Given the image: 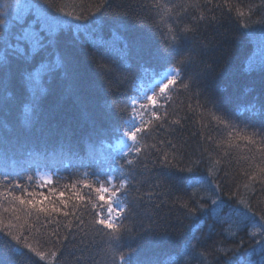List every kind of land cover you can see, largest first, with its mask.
<instances>
[{"label":"trees","instance_id":"16d2710c","mask_svg":"<svg viewBox=\"0 0 264 264\" xmlns=\"http://www.w3.org/2000/svg\"><path fill=\"white\" fill-rule=\"evenodd\" d=\"M55 4L49 13L73 27L58 34L55 47L26 48L37 72L29 86L22 90L17 78L0 91V105L7 102L0 108V264H121V255L136 247L131 236L146 229L150 238L133 261L264 264V235L252 236L262 231L254 225L264 223V0ZM45 7L46 0L20 6L0 0V19L15 31L18 17L31 21ZM92 20L76 32L75 24ZM174 36L185 37L177 63L157 62L152 53L174 46ZM191 48L202 55L184 81L190 87L180 77L168 84L169 70L187 62L181 53ZM66 53L74 67L65 68ZM58 60L55 73L41 68ZM40 123L46 131L70 128L71 142L17 143L22 129ZM46 169L52 182L39 175ZM209 182L225 200L243 201L253 226L229 230L216 215L183 207H195L192 201L208 194Z\"/></svg>","mask_w":264,"mask_h":264},{"label":"snow or ice","instance_id":"6c2138e0","mask_svg":"<svg viewBox=\"0 0 264 264\" xmlns=\"http://www.w3.org/2000/svg\"><path fill=\"white\" fill-rule=\"evenodd\" d=\"M56 8L55 0H46V7L44 11H41L39 8L35 11V19L26 22L23 18H17L19 22V28L13 31L8 27V23L4 19H0V91H7L10 86H13L14 82L19 80V85L23 90L25 86H29L34 75L37 72H34L30 66L31 57H26L25 52L26 48L31 49L33 52L38 51L40 49H44L48 46H57L59 43L58 34L62 33L73 25L70 21L62 19L59 15L50 14L48 10ZM57 11H62V9H57ZM243 16V13H241ZM77 21L82 19H87L83 16L75 17ZM95 21L92 20L86 24H75V30L79 33L81 30H86L91 26V23ZM264 26V25H262ZM243 27H249L248 24H244ZM185 31H188L187 29ZM115 35V34H114ZM116 40H120L121 37L115 36ZM185 37H173L175 41L174 46H169L167 43L164 47L157 49L152 53V56L155 60L163 65L175 64L177 63L176 54L177 50L181 47V41ZM128 44L124 45V48L127 49ZM181 55L184 56L185 61L180 62V67L175 69H170L168 72V76H171V79H168V76L165 79H168V84H175L176 77H180V83L184 88H189L190 84L185 83L186 79L190 78V69L197 63V58L202 55V49L191 48L185 50ZM75 65V59L70 54H65L64 56V66L67 69L68 66ZM61 64L59 60L52 64H42L41 68L46 69L49 73H55L57 68L60 67ZM38 71V70H37ZM261 72H264V65H261ZM67 75V71H66ZM72 79H78V75L75 71L72 72ZM193 82L196 84V87H200V81L202 79L201 73H196L192 78ZM168 85H164L163 88L160 89L161 92H164L165 88ZM33 99L35 100V94H33ZM148 99L153 100L155 102L154 97H148ZM76 101H80V97H76ZM211 103L216 104V100H210ZM108 103V102H106ZM5 104L0 105V108L6 106ZM262 110H264V104L261 105ZM225 113L230 114L227 109H225ZM94 123V122H93ZM46 125L40 123L39 126L29 125L27 128L22 129L16 137V141L20 145H27L29 143L35 142L37 139L43 140L44 142H48L55 137H59L65 143H70L73 133L70 128L65 127L63 129H58L56 125H53L47 131L45 130ZM264 135V129H261L259 133ZM132 138L135 139V134L132 133ZM180 171H184L181 169ZM188 172H193V168H188ZM5 179L7 180V174H5ZM10 182V181H9ZM15 187L19 188L20 185L16 184ZM63 195V193H61ZM46 198V197H45ZM17 200L20 201L21 204L26 203L20 197H16ZM103 200V197H101ZM27 203H32L31 200L27 201ZM195 207H191L189 204L185 203L183 205L184 208L188 210V212H200L205 213L206 215H216L218 219L222 221L224 224L229 225V230L232 224L243 225L242 230H246L249 226H253V221L250 218L249 211L247 208L242 207L243 201H238L235 204L231 202V200H225L219 191V186L213 187L211 182L208 183V194L200 197L197 200L192 201ZM41 211H45V209H40ZM52 211H56L55 208ZM113 209L111 206L108 208L109 216H111ZM223 214V216L221 215ZM261 219H264L262 217ZM100 224L105 225L107 228L112 229L115 225L111 222V220L101 219L99 221ZM255 227H258L261 232H253L252 236L256 235H264V223L257 222ZM150 229H146L144 234L139 236H131L132 239L137 241L136 247L132 248L129 246V251L126 255H121L120 261L121 264H157V261L154 259H146V260H135L131 259L132 256L136 254L138 248L141 247L142 243L150 238ZM11 236L12 240L20 242L21 238L19 236L12 235L11 232L8 233ZM264 245V241L261 242ZM30 247V246H29ZM264 250V247H262Z\"/></svg>","mask_w":264,"mask_h":264},{"label":"rangeland","instance_id":"374dc122","mask_svg":"<svg viewBox=\"0 0 264 264\" xmlns=\"http://www.w3.org/2000/svg\"><path fill=\"white\" fill-rule=\"evenodd\" d=\"M22 1L24 0H11V3L14 6H20ZM40 177L43 181H46V182H51L53 180V175L49 172H42V174H40Z\"/></svg>","mask_w":264,"mask_h":264}]
</instances>
